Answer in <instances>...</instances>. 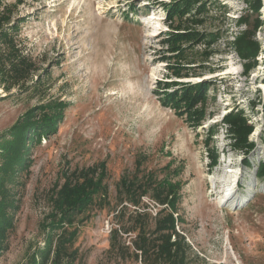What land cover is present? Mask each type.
Listing matches in <instances>:
<instances>
[{"label":"rangeland","instance_id":"obj_1","mask_svg":"<svg viewBox=\"0 0 264 264\" xmlns=\"http://www.w3.org/2000/svg\"><path fill=\"white\" fill-rule=\"evenodd\" d=\"M161 1L2 0L0 144L30 110L41 120L53 113L49 106L65 105L58 106L63 115L56 130L42 132L15 181L7 182L16 207L9 206L13 226L0 264H33L37 253L41 260L42 223L54 209L64 170L81 177L88 170L93 180L105 174L103 191L69 228L79 229L71 264H171L159 255L164 234L187 264H264V177L257 174L264 159V0H202L199 24L197 16L172 22ZM176 28L218 33L185 44L183 77L162 59L170 54L163 40ZM251 36L260 50L247 72L250 60L237 43ZM20 55L30 70L17 81L8 59ZM170 80L209 83L200 125L163 105L158 90ZM239 108L255 124L249 152L233 145L223 122ZM213 126L210 146L219 159L209 170L205 141ZM1 151L0 145V164ZM169 182L174 206L168 202L173 190L168 196L165 190V204L156 200L154 188ZM232 184L233 200L221 201ZM170 213L174 228L158 231L159 218Z\"/></svg>","mask_w":264,"mask_h":264},{"label":"trees","instance_id":"obj_2","mask_svg":"<svg viewBox=\"0 0 264 264\" xmlns=\"http://www.w3.org/2000/svg\"><path fill=\"white\" fill-rule=\"evenodd\" d=\"M160 1V0H152ZM202 0H162L167 17L174 22L176 19L184 20L189 16L197 18H192L193 23H202L200 15L202 11L196 8V5ZM2 0H0V7ZM131 3V9L138 11L139 8ZM132 10V11H133ZM5 15V12L3 13ZM5 18V16L0 17V23ZM259 23H256V27ZM179 24L177 25V27ZM218 35V33L206 34L195 29H184L181 28L173 29L169 32L163 43L167 46L169 56L164 54L162 59H169L171 63L169 66H173V74L178 77H183L182 62L185 58L186 50L188 46L193 45L198 42L206 41V37H211L212 35ZM5 39L9 37L7 31L2 34ZM8 41H12L14 45L13 38ZM237 49L239 50L242 57L249 59V63L245 64L246 71L249 72L254 66H256L257 59L259 55L260 44L258 41L254 40L252 36L246 40L237 43ZM21 56V55H20ZM9 57V62L11 67L14 66L15 71H19L17 76V81H20L27 71L30 70L29 65L25 61L26 57ZM254 60V62H252ZM2 61V59H0ZM15 62H21L22 67H15ZM177 67V68H176ZM171 68V67H170ZM164 86L158 90V95L165 106H169L175 110L179 115H185L187 120L193 125H200L205 116V109L202 104L207 100L206 93L208 87H210L207 82H179V81H165ZM64 103H57L49 106L53 113H45L41 120L36 118V114L32 110L29 111V116L27 115L25 119L19 120L11 129V139L1 143L3 161L0 164V255L2 254L4 247L6 245V238L8 229L13 226V214L9 211V206L15 204V200H12L10 187L7 186V182L15 181V177L18 173V168L25 165L27 162L29 148L32 144H36L42 139V132L55 131L57 128L58 121L62 118L63 111L59 108H63ZM59 106V108H58ZM44 109L43 107H40ZM43 114V113H42ZM41 114V115H42ZM40 115V116H41ZM223 122L226 124L227 132L233 140V145L245 152H249L255 147V142L250 139V135L255 130V124L250 121L246 116L243 109H237L227 112L223 116ZM216 127L213 126L208 131V137L205 141L207 145V151L209 155V170H212L219 159V154L210 146L213 140V135ZM264 142V137L262 138ZM248 166L251 165L249 161L246 163ZM76 176V172L74 173ZM258 176L264 177V159L259 162L258 165ZM62 175L65 178L61 184L55 185V193L53 194V211L46 216V220L42 223L43 231L45 232L46 247H44L41 253V260L37 259V255L33 256V264H46L49 255L54 252L55 260L53 264H71L76 259V250H70V246L73 244L75 237L79 229L77 227L71 228L75 223V218L82 214L86 209H88L95 202V196L99 195L103 191V180L104 172L101 174L98 180L89 179V171L84 170L81 176H73L69 174L66 170L62 171ZM123 182V181H122ZM167 185V188H166ZM134 187V186H133ZM142 187V186H141ZM125 188L132 192V185L126 184ZM175 186L172 183H159L156 191V200L160 204H165L166 191L167 196L170 194L169 191L173 190V196L168 202L174 206L177 199ZM169 190V191H168ZM103 199L100 198L99 201ZM161 213H165V208H163ZM50 220V221H49ZM175 219L173 215L167 214L162 216L158 220V231L162 232L165 228H174ZM68 227V228H67ZM60 230V232H56ZM165 237L164 243L160 247L159 255L163 257L165 261L171 262V264H187L182 258L177 257L172 251V245L177 242L170 240V235H163ZM54 240L57 241L54 247ZM142 244L137 245L143 250V253H147L145 250V244L147 238L140 236ZM180 243V242H179ZM184 245L179 244L177 249H180Z\"/></svg>","mask_w":264,"mask_h":264},{"label":"bare ground","instance_id":"obj_3","mask_svg":"<svg viewBox=\"0 0 264 264\" xmlns=\"http://www.w3.org/2000/svg\"><path fill=\"white\" fill-rule=\"evenodd\" d=\"M236 179H237V174L234 176V180L233 181H235ZM232 190H233V184L228 189V191L222 196V200L221 201L228 202V201L233 200L234 194H233ZM216 192L220 193V191H216Z\"/></svg>","mask_w":264,"mask_h":264},{"label":"clouds","instance_id":"obj_4","mask_svg":"<svg viewBox=\"0 0 264 264\" xmlns=\"http://www.w3.org/2000/svg\"><path fill=\"white\" fill-rule=\"evenodd\" d=\"M232 139V138H231Z\"/></svg>","mask_w":264,"mask_h":264}]
</instances>
